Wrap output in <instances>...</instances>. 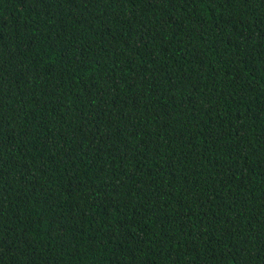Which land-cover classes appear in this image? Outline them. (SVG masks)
Returning a JSON list of instances; mask_svg holds the SVG:
<instances>
[{
	"label": "trees",
	"instance_id": "1",
	"mask_svg": "<svg viewBox=\"0 0 264 264\" xmlns=\"http://www.w3.org/2000/svg\"><path fill=\"white\" fill-rule=\"evenodd\" d=\"M0 264H264V0H0Z\"/></svg>",
	"mask_w": 264,
	"mask_h": 264
}]
</instances>
